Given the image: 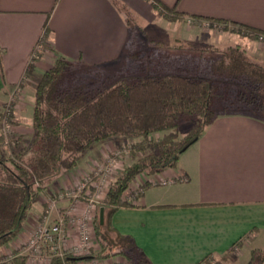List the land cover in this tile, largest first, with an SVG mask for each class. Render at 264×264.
I'll return each instance as SVG.
<instances>
[{
	"label": "crops",
	"instance_id": "crops-1",
	"mask_svg": "<svg viewBox=\"0 0 264 264\" xmlns=\"http://www.w3.org/2000/svg\"><path fill=\"white\" fill-rule=\"evenodd\" d=\"M159 1L186 16L225 19L264 30V0ZM185 17L166 18L152 0H0V109L11 91L21 87L13 124L23 139L31 136L29 99L33 109L36 80L59 55L114 79L136 69L137 57L149 47L158 53L157 61L173 72L202 69L205 60L217 57L218 49L231 45L242 46L251 60L264 65V41L231 31L214 42L200 41L202 36L187 26ZM134 20L145 30L160 26L167 35L150 33L147 48L140 47L137 31L133 39L128 24ZM46 26V48L28 73L35 50L42 49L39 41ZM116 68L120 74L109 72ZM69 175L73 174L52 178L56 191L49 181L45 196L57 199L58 188L65 192L70 186ZM167 177L175 181L162 188L150 183L140 197L132 198L135 206L121 207L112 217L113 226L132 236L152 264H198L208 255H224L243 238L236 258L247 253L249 259L252 249L264 246L263 120L219 114L174 167L147 179ZM45 198L39 199L38 207L34 204L33 209L38 208L34 219L29 216L19 236L4 249H16L31 237L28 226L35 227L46 217L44 207L49 209Z\"/></svg>",
	"mask_w": 264,
	"mask_h": 264
},
{
	"label": "trees",
	"instance_id": "trees-1",
	"mask_svg": "<svg viewBox=\"0 0 264 264\" xmlns=\"http://www.w3.org/2000/svg\"><path fill=\"white\" fill-rule=\"evenodd\" d=\"M152 2L170 20L186 16L159 0ZM191 17L223 24L224 30L252 39L263 37L264 41V30L225 19ZM48 33L46 26L39 41L42 49L35 50L28 73L43 54ZM216 52L217 57L205 60L208 64L203 62L202 69L184 72L167 70L156 59L154 69L146 75H141L147 72H141L143 55L139 54L137 68L117 79L59 55L36 84L31 140L25 144L23 137L0 133V153L3 146L10 147V154L0 156V248L19 236L36 200L45 193L46 182L74 170L97 142L126 138L132 140L130 156L134 161L120 172L98 209V248L92 252L98 258L123 256L130 264H152L134 238L112 224L118 209L135 206L124 198L126 190L141 174L146 179L174 167L181 153L219 114L240 113L264 121V65L251 60L240 45ZM13 115L11 111L9 123ZM190 120L194 125L180 135V125ZM140 195L142 191L134 198ZM101 207L105 209L103 224ZM244 241H237L224 255H208L198 264H226L224 257L237 252ZM80 260L55 257L48 264H77ZM12 263L31 264L23 256ZM245 264H264V246L252 249Z\"/></svg>",
	"mask_w": 264,
	"mask_h": 264
},
{
	"label": "rangeland",
	"instance_id": "rangeland-1",
	"mask_svg": "<svg viewBox=\"0 0 264 264\" xmlns=\"http://www.w3.org/2000/svg\"><path fill=\"white\" fill-rule=\"evenodd\" d=\"M185 19H186L185 22L189 28H194L197 30L198 33H200V34H198V35L202 36V38H201L202 40H200V41H204V42L207 41L208 43L212 42V41L214 42V41L219 39L218 36L230 34V32H228V30H224L223 24L212 23L209 20H199V19H196V18L190 17V16H186ZM128 22H129L128 24H129L130 29H132L133 39H135V37H134L135 31H137V33H138V40L137 41L140 44L139 45L140 47L146 46V48H147L146 44H148V42H150V35H149L150 33L153 36L160 37V38L166 37L165 35H167V31L164 30L163 28H161L160 26H157V25L149 26L150 29L145 30L142 27H140L135 20L133 22L132 21H128ZM134 26H136L135 29L133 28ZM225 33H228V34H225ZM206 37H209L212 40L211 39L206 40ZM258 40L263 41L262 39H258ZM153 42L154 41H151V43H153ZM223 42L226 43L227 41L223 40ZM143 44H145V45H143ZM231 46H233V45H231ZM207 47L209 48L210 46H207ZM153 48L154 47L147 48L145 53L142 54L143 55L142 59H140L142 61V63H140V62L139 63H140V67L142 69H144V71L141 69L142 70L141 72H147V73H141V75L142 74L143 75L150 74L148 72H151L155 67V65L153 63L156 60L155 54H158V53L156 52L153 54L152 51L148 50V49H153ZM222 48L223 47L221 46V49ZM225 48H227V46ZM225 48H223V49H225ZM241 48H243V47L241 46ZM204 50H206V49H204ZM218 50H220V49H218ZM204 64H208V63L204 62ZM109 72L113 73V74L115 73L116 75L120 74V71L117 68H116V70L114 69L112 72L111 71H109ZM160 74H162V73H160ZM203 74H206V73H203ZM136 79H134V80H136ZM106 80H108V79L106 78ZM36 81H38V79ZM109 82H110V79L108 80V83ZM108 86H110V85H108ZM21 97H22L21 87H17L16 89H13L9 95V98H7V101L3 104V106L0 109L1 114L2 113L6 114V116H4V117L0 116V133L5 134L6 136L15 135L16 137H22V136H19L17 134V132L14 128V124H13V122L15 121L14 115L9 117L13 121L12 123H9L7 120L10 112L12 111L14 113V111L17 110V105L20 106L21 103L18 102V100L21 99ZM28 110L31 114V110H32L31 99H29ZM22 112L24 115H26V110H23ZM193 125H194L193 120L183 122L179 127L180 135H184L185 133H187L188 130H190V128ZM31 136H29L27 139H24L25 144H27V142H29V140H31ZM131 142H132V140L126 139V138H112V139H106V140H103V141H100V142H97L96 144H94L93 147L90 148V150H88V152L85 154V156L80 160V162L76 166V168L74 170L70 171L73 175L72 176L69 175V179L72 178L70 180L71 183H70L69 188H71V189L69 191H72V193H70V196H67V197L61 199L63 201L60 200V202L57 203L58 206L56 207V209H53L51 211L50 204L52 201L50 200V198H48V196H45V193H43L36 200L35 203H37L36 205L38 207L39 205H41V204H39V199H43L44 197L47 198L46 204L48 205L49 209L45 210L46 207H44V209L42 210L43 211L42 214H43V216H49V223H54L56 221V219H58L60 213H62V212L66 213L67 209L73 203L75 205L74 212L76 214L79 215V214L84 213L85 209H87L90 205L89 202L86 201L85 197H87L88 195L92 196V195L97 193L98 196H96V198H95V202H94L95 206L93 207V215H94L95 220L92 224L94 243H95V245H97L95 226H96V220L98 219V216H97V214L99 212L98 209L103 204L102 201H103L104 197L107 195L110 187L113 185L114 181L119 176L120 172L126 166L130 165L134 161V158L132 156H130V149H131L130 143ZM1 151L2 152L0 153V156H7L8 154H10V147L5 145V146H3ZM117 151H119L118 154H114L115 152L117 153ZM115 157H116L115 167L111 171L108 172V174L106 175V180L103 182V184L101 186L99 185L100 188L99 187L94 188V186L90 185L82 193L79 192L81 197H80V200H77L78 198H75L74 195L78 193V188L80 187L81 183L83 182V179L85 177H87L88 175H94V180L97 181L98 177H100V175H96L95 172L98 171L100 169V167H105L108 164L110 158H115ZM74 171H76V173ZM56 177H58V176H56ZM144 177L145 176L142 174L137 177V179L131 184L130 188L128 190H126V192L124 194L125 199H128L131 201V200H133L132 197L134 195L137 196L143 190V187L146 183V181H143V179H145ZM164 179H169V177L164 178ZM49 181L51 184L49 183L48 186L51 188V190L54 193L55 189H54V183L52 182L53 180L51 179ZM48 182H46L45 184L47 185ZM55 186L58 187V184H56ZM162 187H165V186H162V185L157 186V188H162ZM141 188H142V190H141ZM58 189H59L58 192L62 191V189H60V188H58ZM47 192H49V189L47 190ZM33 208H34V206H33ZM33 208H32V211L30 213L31 219H34V217L38 211L37 210L38 208L35 210ZM38 224L39 223L37 222V225L35 227H34V225H32V226L30 225V227L28 226V228H30L34 233ZM33 233H32V235H33ZM78 238H79V235L77 233V230L74 228L71 235H70V240H69L70 242L69 243L73 244V243L77 242ZM22 243H24V240L22 241ZM97 248H98V246H97ZM239 251H240V249H238V251L235 253L232 252L230 254H227L224 257V262L226 264H245L249 260L247 257L248 254L245 253V254H242V256H240L239 258H236L237 254H239ZM16 252H17V250L13 249L11 247H9L7 249H4V247L0 248V261L6 260V262L0 263V264H13L12 260L14 258H11V255H14ZM47 256L44 260H41V261H39L37 259H35V260L30 259L29 260L28 257H26V256H24V257L31 264H48L52 261V259H50ZM81 256H90L91 257V258L89 257L90 259H88L86 262H84L82 264H93V263H91L92 258L93 259L98 258V257H96V252L95 253L91 252L89 255H81ZM19 257H22V256H19ZM106 258L110 259V261L115 262L118 260L119 262H121L123 264H130L129 261L123 256H115V257L113 256V257H106ZM98 259H103V258H98Z\"/></svg>",
	"mask_w": 264,
	"mask_h": 264
},
{
	"label": "built area",
	"instance_id": "built-area-1",
	"mask_svg": "<svg viewBox=\"0 0 264 264\" xmlns=\"http://www.w3.org/2000/svg\"><path fill=\"white\" fill-rule=\"evenodd\" d=\"M261 37L260 39H262ZM115 152L114 154H118ZM116 164V157L110 158L108 164L105 167H100L98 171L95 172L96 175H100L98 180H94V175H88L83 179L80 187L78 188V193L74 195L77 200H80V193L86 190L90 185L94 188L99 187L106 180V175L111 171ZM144 181L149 182L153 185H167L175 181L174 178L169 179H144ZM100 188V187H99ZM71 188L68 187L66 191H59L57 194V199L51 202L50 209H56L57 202L67 196H70L72 191H69ZM142 190V188H141ZM74 191V190H73ZM80 192V193H79ZM97 194V193H96ZM85 197L86 201L89 202V207L85 209L84 213L76 214L74 212L75 205L74 203L67 209L66 213H60L58 219L54 223H49V216H46L41 222H39L36 227L33 235L28 238L24 243H21L17 248V252L14 255H11V258L17 256H26L28 259H37L39 261L44 260L47 257L53 259L58 257L63 259L66 256L73 257H90V256H81L89 255L92 251L96 250L97 247L94 243L93 237V228L92 224L94 222L93 207L95 206V198L98 194ZM135 196V195H134ZM133 196V197H134ZM132 197V198H133ZM76 201V200H75ZM77 230L79 238L77 242L71 244L70 235L73 229ZM49 259V260H50ZM6 260L0 261L4 263ZM93 264H123L117 261H110V259H93Z\"/></svg>",
	"mask_w": 264,
	"mask_h": 264
},
{
	"label": "water",
	"instance_id": "water-1",
	"mask_svg": "<svg viewBox=\"0 0 264 264\" xmlns=\"http://www.w3.org/2000/svg\"><path fill=\"white\" fill-rule=\"evenodd\" d=\"M104 218H105V209L104 207H101L100 209V222L101 224L104 223ZM85 257H79V259H84Z\"/></svg>",
	"mask_w": 264,
	"mask_h": 264
}]
</instances>
